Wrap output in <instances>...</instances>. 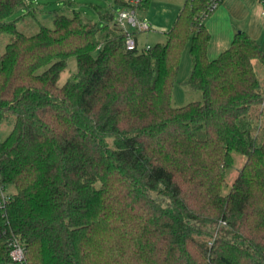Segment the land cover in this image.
<instances>
[{"label": "trees", "instance_id": "1", "mask_svg": "<svg viewBox=\"0 0 264 264\" xmlns=\"http://www.w3.org/2000/svg\"><path fill=\"white\" fill-rule=\"evenodd\" d=\"M128 5L125 0H118ZM143 3L139 1L136 8ZM24 0H0V181L27 264H264V51L245 31L208 58L210 0H186L167 41L129 51L104 27L56 13L54 27L17 29ZM135 36V34H134ZM183 82L201 101L174 105ZM75 80L58 85L69 58ZM234 153L246 157L228 194Z\"/></svg>", "mask_w": 264, "mask_h": 264}, {"label": "rangeland", "instance_id": "2", "mask_svg": "<svg viewBox=\"0 0 264 264\" xmlns=\"http://www.w3.org/2000/svg\"><path fill=\"white\" fill-rule=\"evenodd\" d=\"M25 5L17 10L12 19L17 20V29L27 35L36 34L41 26L54 27V15L56 13L72 16L74 11L81 13L92 22L101 27L106 22L101 18V14L110 13L117 21L119 14L123 10L132 9L134 2L140 0H125L128 5H123L118 0H24ZM143 3L136 7L137 17L145 20L150 27L149 31L137 32L135 38L138 42L139 50L146 46H155L167 41V33L172 29L183 8L186 0H142ZM135 6V5H134ZM220 6V5H219ZM216 11V10H215ZM213 14V13H212ZM205 19L208 20L211 15ZM134 32L132 29H130ZM11 35L0 37V56L4 53L6 45L11 41ZM190 44L182 52L180 70L177 81L173 88V99L176 107L184 106L188 103L201 101L202 95L199 92H189L183 85L187 80L191 70ZM256 70L260 81L264 87V67L256 63ZM78 71V62L75 57L67 61L65 69L60 73L58 85L63 86L71 80H75ZM12 123L0 130V141L3 140L11 130ZM235 165L226 172V183L223 187V194H228L233 186V182L238 171L245 163L246 157L234 153Z\"/></svg>", "mask_w": 264, "mask_h": 264}, {"label": "crops", "instance_id": "3", "mask_svg": "<svg viewBox=\"0 0 264 264\" xmlns=\"http://www.w3.org/2000/svg\"><path fill=\"white\" fill-rule=\"evenodd\" d=\"M205 25L211 35L210 60L230 47L238 31L247 32L264 51V0H223Z\"/></svg>", "mask_w": 264, "mask_h": 264}, {"label": "built area", "instance_id": "4", "mask_svg": "<svg viewBox=\"0 0 264 264\" xmlns=\"http://www.w3.org/2000/svg\"><path fill=\"white\" fill-rule=\"evenodd\" d=\"M132 3V0H130ZM223 0H210V10L215 11ZM139 1L134 2L133 5H137ZM132 7V6H130ZM118 25L128 34L126 47L129 51H134L138 48V42L135 38L134 34L137 32H145L149 31V24L145 20H140L137 17V11L133 7L132 9L123 10L116 21ZM132 29L134 32H132ZM151 46H146L143 49L148 50ZM142 49V50H143ZM10 200V191L9 187L0 181V218L4 220V222L9 224L8 221V202ZM4 244L9 249V259L10 264H27L26 261V246L24 242L18 238L17 236L10 234L7 230L2 232Z\"/></svg>", "mask_w": 264, "mask_h": 264}]
</instances>
